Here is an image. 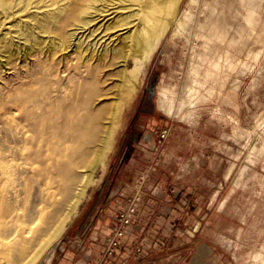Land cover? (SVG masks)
Returning a JSON list of instances; mask_svg holds the SVG:
<instances>
[{"label":"rangeland","instance_id":"obj_1","mask_svg":"<svg viewBox=\"0 0 264 264\" xmlns=\"http://www.w3.org/2000/svg\"><path fill=\"white\" fill-rule=\"evenodd\" d=\"M176 14L182 29L171 23L130 84L105 168L43 264L95 263L130 206L109 264H264L255 255L264 256V0H180ZM220 17L225 40L213 45L197 25ZM215 60L218 83L204 77ZM115 88L95 103L105 126ZM4 104L0 120L10 122ZM3 138L14 139L0 123Z\"/></svg>","mask_w":264,"mask_h":264},{"label":"bare ground","instance_id":"obj_2","mask_svg":"<svg viewBox=\"0 0 264 264\" xmlns=\"http://www.w3.org/2000/svg\"><path fill=\"white\" fill-rule=\"evenodd\" d=\"M179 1L0 0V105L9 102L4 112L11 114L10 122L0 123L14 137L0 143V264L47 260L52 249L44 262L38 257L74 218L105 168L130 84L171 23L174 31L182 29ZM242 18L251 24L254 12ZM222 21L197 25L213 45L225 40ZM218 61L210 63L205 80L220 81ZM113 86L103 126V107L95 103ZM158 105L170 111L164 100Z\"/></svg>","mask_w":264,"mask_h":264},{"label":"built area","instance_id":"obj_3","mask_svg":"<svg viewBox=\"0 0 264 264\" xmlns=\"http://www.w3.org/2000/svg\"><path fill=\"white\" fill-rule=\"evenodd\" d=\"M134 213L135 207L130 206L119 214L118 224L112 229L110 234L105 237L100 256L93 264H109L108 260L114 256L116 248L121 238L125 236L126 229Z\"/></svg>","mask_w":264,"mask_h":264},{"label":"crops","instance_id":"obj_4","mask_svg":"<svg viewBox=\"0 0 264 264\" xmlns=\"http://www.w3.org/2000/svg\"><path fill=\"white\" fill-rule=\"evenodd\" d=\"M76 253H74L73 256H75ZM60 264H76V261L74 260V258H68V259H63Z\"/></svg>","mask_w":264,"mask_h":264}]
</instances>
